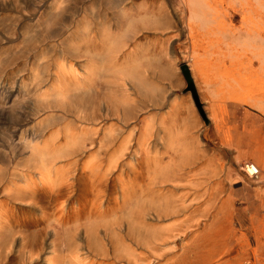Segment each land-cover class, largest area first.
<instances>
[{
    "label": "bare ground",
    "instance_id": "obj_1",
    "mask_svg": "<svg viewBox=\"0 0 264 264\" xmlns=\"http://www.w3.org/2000/svg\"><path fill=\"white\" fill-rule=\"evenodd\" d=\"M51 2L47 14L60 31L41 34L50 47L41 71L31 67L25 86L16 87L12 72L0 80V124L9 126L0 143V264H146L144 256L182 241L206 210L221 209V188L213 187L231 170L204 159L198 134L188 131L196 123L177 121L175 102L171 114L159 110L157 86L144 75L149 65L156 77V64L141 61L135 34L186 33L185 62L218 129L209 99L219 93L231 98L229 108L264 109V0ZM70 12L93 15V27L75 20L71 28ZM29 81L34 107L24 115ZM242 91L247 98L232 99ZM223 152L213 151L221 160ZM245 166L258 179L264 160Z\"/></svg>",
    "mask_w": 264,
    "mask_h": 264
},
{
    "label": "rangeland",
    "instance_id": "obj_2",
    "mask_svg": "<svg viewBox=\"0 0 264 264\" xmlns=\"http://www.w3.org/2000/svg\"><path fill=\"white\" fill-rule=\"evenodd\" d=\"M13 1L15 0H0V39L2 38V41H0V80L6 81L9 72H12L13 79L17 80L16 87H20V80H22V83L28 82L27 78L32 80L29 73L31 67H41L47 58L46 54L50 53V47L46 46V41L41 40V34L43 36L44 32L50 31L58 35L60 27L55 25V21L52 24L50 16L53 14H47V11L49 12V4L54 0H17V3ZM76 1L78 2L77 5H85L86 7L91 5V0ZM27 2H29V6ZM40 4L41 6L39 7ZM70 13L67 14L69 15L67 23L70 22L69 26L71 28L75 23L79 24V22L92 23L87 25V27H93L95 22L93 15L86 12L87 15L84 16L85 20H83L78 19L80 15L77 12L75 14L73 12ZM75 20L77 21L75 22ZM47 21H49L48 27L45 28ZM73 21L75 22L74 25ZM32 26L34 27L33 29ZM75 29L76 33L79 34L78 27L71 30L75 33ZM151 32L143 29L142 33L135 34V37L137 36L135 44H137L136 50L140 51L144 57L141 61L150 62L152 60L156 64V77L148 75L150 71L149 65L144 67L146 71L144 75L146 74L145 77L157 86L158 95L157 93L156 95L160 98L159 101L163 102L159 103V110L162 113L170 111L171 114L172 110H169L171 108L170 102H175L174 111L172 112L174 118H178L177 121H180L182 120L181 118L189 116L187 117L188 120L196 123L195 127L193 128L192 125L188 131L190 134H198V144L205 150L206 156L204 155V159L209 162H214L215 160L216 162H222V164L225 161L227 164H224V166L226 167L227 165L229 167L231 175L225 182L213 187V189L217 190L221 188L222 195L220 194V200L223 203L220 207L221 209L207 208L205 219L199 218L200 220L197 224L196 222H191L190 227L188 226L190 230L188 229V234L182 241L179 240L175 244H169L171 248L168 245L160 247L155 256H144L145 263L264 264V207H261V205L264 206V170H261L259 178L256 179L259 174L252 168H246L245 166V163L254 162L258 164L260 160H264V109L251 107L247 102L243 104L233 103L234 107L229 108L227 104L231 102V98L228 95L221 93L212 94L210 96H216L211 97L209 102L212 101L211 103H214L215 114L220 121L219 128H214L211 125L209 112L205 109V103L185 62V59L191 54L186 33L181 29L177 33L172 32L169 35L168 33L164 35L159 32L154 34ZM7 33H12V39L11 41L3 42L6 40L3 37ZM74 33L72 35H77ZM9 46L12 47L10 48ZM15 46L17 49H15ZM43 50L45 52L43 60L35 59L34 56L39 53L38 51L41 52ZM22 54L24 55L22 56ZM11 55L13 57L10 59ZM20 55L21 57H18ZM5 56L6 58L4 59ZM4 60L6 61L5 63ZM31 60L34 62H32L34 66ZM24 61L26 62L23 64ZM20 63L22 64L20 65ZM29 63L32 66H29ZM184 65L189 70L194 86ZM30 83L31 81L26 83V87H22L23 90H26L25 92L21 90L25 100L22 101L24 106L18 110V113L24 115L27 114L30 108L34 107V101L27 97L33 92ZM164 90H167V92H164ZM163 95L166 97L164 96V98ZM248 95L249 93L244 91H242V95L241 93L233 92L231 97L232 99L240 96L247 98ZM132 98L134 99L136 96H130V99ZM231 103L229 104L230 106H232ZM188 108L189 111L187 113L186 110ZM7 119H9L8 115ZM228 120L227 124H222V122ZM177 128L176 131L179 133L184 130L182 125ZM8 130V125L0 124V143L7 142ZM220 149L224 150V160L217 159V155L213 153V151L216 153ZM235 152L236 155L239 153L238 157L235 156Z\"/></svg>",
    "mask_w": 264,
    "mask_h": 264
}]
</instances>
